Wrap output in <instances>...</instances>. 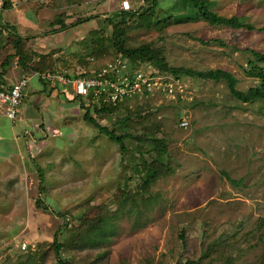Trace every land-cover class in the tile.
<instances>
[{
	"label": "rangeland",
	"instance_id": "rangeland-1",
	"mask_svg": "<svg viewBox=\"0 0 264 264\" xmlns=\"http://www.w3.org/2000/svg\"><path fill=\"white\" fill-rule=\"evenodd\" d=\"M200 1L245 27L209 25L187 0H158L155 8L148 1L125 20L117 0H15L14 7L0 0V66L14 55L9 30L30 38L27 70L15 56L4 79L14 66L30 72L24 77L89 73L117 57L142 72L161 69L146 49L167 69L221 70L241 93L259 87L248 72L264 68L257 57L264 0ZM88 18L55 33L60 22ZM177 80L179 100L88 108L101 127L126 137L123 148L85 123L86 109L57 88L38 79L24 90L19 108L33 101L40 120L25 133L0 120V264H264V100L241 103L223 80ZM155 169L160 175L144 186Z\"/></svg>",
	"mask_w": 264,
	"mask_h": 264
},
{
	"label": "built area",
	"instance_id": "built-area-1",
	"mask_svg": "<svg viewBox=\"0 0 264 264\" xmlns=\"http://www.w3.org/2000/svg\"><path fill=\"white\" fill-rule=\"evenodd\" d=\"M117 1L118 11L130 12L135 11L134 6L141 7L147 0ZM9 2L12 7L15 6V0H9ZM4 3H0V12ZM31 77L41 79L52 88H62L71 98L87 101L85 106L92 107L115 105L135 99L161 97L175 101L182 98L177 79L158 70L142 72L130 66L121 57L108 61L99 69L89 73L85 71L81 73L46 72L34 73ZM28 80V77H22L9 87H5L0 80V107L4 109L5 117L11 122L17 118ZM180 126L185 128L187 123L182 120ZM22 249H25V246H22Z\"/></svg>",
	"mask_w": 264,
	"mask_h": 264
},
{
	"label": "trees",
	"instance_id": "trees-1",
	"mask_svg": "<svg viewBox=\"0 0 264 264\" xmlns=\"http://www.w3.org/2000/svg\"><path fill=\"white\" fill-rule=\"evenodd\" d=\"M150 2L151 4V8H155L157 6V2L158 0H147L146 2ZM188 2H190L197 10V14L199 16V18L206 22L209 25L212 26H223L229 29H233V30H238V29H242L245 27L244 25V20L241 17H231V18H224V17H220L217 16L211 12H209L203 5V3L200 0H187ZM5 7V4H4ZM117 15L120 16L122 18V20H125L127 18L130 17H134L137 15V9L135 11H130V12H121V11H116ZM92 18H88V19H84V20H80L77 21L75 23H72L70 25H66L64 22H60L59 23V29L57 31H55V33H59V32H63L68 30L69 28L76 26L78 24H82L84 22H88L90 21ZM4 30H9L7 25H3L2 26ZM9 36L12 37L13 39V50H14V55L10 56L9 58L5 59L6 61H4V63L1 64L0 66V80L1 83L3 84L2 80L4 79V75L7 72V69H9L11 66L9 64V61L11 59H13V57L15 58V56L18 58L17 60V66L21 68V70H27V67L24 64V59H25V55L23 53V45L24 43L28 42V40L30 38H22L20 37L17 33L15 32H11L9 30L8 32ZM116 35V30L114 28V36ZM117 36V35H116ZM120 50L123 51V53L125 52V54L127 52L131 53V51H124L122 48H120ZM145 55L149 56L150 59L155 61V64L158 66H161V69H158V71L165 73L171 77H173L174 79H179L180 75H186L188 77L191 78H199L202 80H211V81H218V80H223L225 81L226 85H227V89L229 91V94L234 97L236 100L240 101L241 103L247 104L256 100H264V68L261 69H253L250 70L248 72L249 75L257 78L260 80L261 85L259 87L256 88H252L249 89L246 93H241L239 91L236 90V81L235 79L232 77L231 74L225 72V71H221V70H213V71H207V72H193V71H187V70H176V69H167L166 66L162 65L160 63V61L158 59H156L149 51H147L146 49H142L141 50ZM133 54V53H132ZM257 57L261 60L264 61V55L262 54H258ZM100 68V67H99ZM97 68V69H99ZM135 68V67H133ZM33 71V70H31ZM33 72H41L38 70H35ZM49 72V71H48ZM51 72V71H50ZM25 73L29 74L30 72L25 71ZM54 73V72H51ZM59 92H61L66 100L70 103H78L79 106L82 109H86L84 115H83V121L85 123H87L88 125H91L92 127H94L95 129H97L99 132L103 133L106 137H108L110 140L114 141L116 144H118L119 146H121L123 148V140L126 137H118L115 135L114 132L112 131H108L107 129L101 127L90 115H89V109L92 110H98L101 113L107 112L110 109H115L117 108L120 104H115V105H103L101 106V109H97V107L93 108L92 106H85L84 103L82 102L81 99L79 98H71L68 95V92L65 91L62 88H57ZM63 90V91H62ZM84 106V107H83ZM160 175V173L158 171H156V169L154 171H152L149 174V179H147L144 183V186H149V184H151L154 180H156V178ZM97 237H102L101 236H97ZM96 240H94L95 242ZM53 247L55 248V253L58 254L60 252V250L62 249V245L59 244V242L57 241V237H54V243H53ZM185 264H196L194 262H186Z\"/></svg>",
	"mask_w": 264,
	"mask_h": 264
},
{
	"label": "crops",
	"instance_id": "crops-1",
	"mask_svg": "<svg viewBox=\"0 0 264 264\" xmlns=\"http://www.w3.org/2000/svg\"><path fill=\"white\" fill-rule=\"evenodd\" d=\"M32 20V19H31ZM35 21V20H34ZM28 22V23H27ZM26 23H25V25L24 26H28V25H31L30 24V21H27ZM36 25H38V22H37V24ZM36 25H34V24H32L31 26H36ZM20 34H21V37L23 36V32H20ZM19 34V35H20ZM15 70H19L18 69V67L17 66H14L13 68H11V71H12V74H11V81L9 80V81H7V80H5V79H3L2 80V82H3V84H4V86L5 87H9V86H11V85H13L14 83H16L19 79H21L22 77H24V75H26L27 73H21V72H15ZM7 71H9V69H7ZM16 73V74H15ZM27 76H29V75H27ZM29 78V80H28V86L29 87H34L35 85H37L38 84V80H37V78H34V77H28ZM27 86V88H29ZM38 88V89H37ZM43 88H42V86H40V85H38L36 88H34L33 90H35V91H39V90H42ZM29 92H31V90H29ZM24 100H26V99H24ZM29 102V101H28ZM31 103H26V102H23L22 103V105H21V108H19V112H18V115H17V118H16V120L15 121H13V122H11V121H9L6 117H5V111H4V109L3 108H1L0 107V120L1 119H5L8 123H9V125H10V129H12V126H18L19 125V128H20V130L23 132V133H25L24 131H27V124H29V123H31L32 121H37L38 122V120H40L39 118V116H37L38 114H34L33 112V110H34V108H35V106H37V104H35L33 101H30ZM20 109L23 111V114H21L20 113ZM24 111H26V113L24 114ZM15 122V125H11L12 123H14ZM17 128V127H16ZM10 132V130L9 131H7V134ZM14 134H17V133H15V132H13V135ZM4 136V133L2 132V127H1V122H0V146H1V144H2V142H1V138ZM3 150V145L0 147V152ZM3 158H5L4 156H2V159ZM31 157H27V160H26V162H32L33 161V159H30ZM0 159H1V156H0ZM5 160V159H4ZM22 160H24V158L22 157L21 158V162H22ZM6 161V160H5ZM22 164H24L23 162H22Z\"/></svg>",
	"mask_w": 264,
	"mask_h": 264
}]
</instances>
